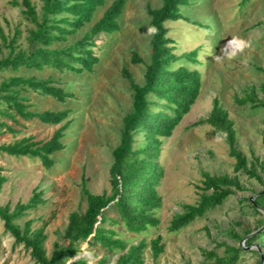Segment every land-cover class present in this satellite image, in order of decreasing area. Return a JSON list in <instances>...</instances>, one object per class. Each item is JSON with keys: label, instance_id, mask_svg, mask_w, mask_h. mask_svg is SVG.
I'll list each match as a JSON object with an SVG mask.
<instances>
[{"label": "rangeland", "instance_id": "rangeland-1", "mask_svg": "<svg viewBox=\"0 0 264 264\" xmlns=\"http://www.w3.org/2000/svg\"><path fill=\"white\" fill-rule=\"evenodd\" d=\"M40 11L41 1L30 0ZM114 0H107L98 8L93 22L86 25L69 43L78 40L103 14ZM21 0H0V26L7 36L20 32L17 46L26 51L32 47L29 31L34 28L11 3ZM162 0H128L118 18L119 30L95 38L94 53L99 58L92 73L77 75L58 73L52 69L5 72L1 79L14 75L35 76L52 79L55 85L73 95L64 103L50 97L28 94L31 110H69L71 125L63 140L65 149L53 156L54 166L46 170L39 160L16 158L0 154V176L5 178L0 191V206L13 209L17 203L25 204L33 192H40L43 203L28 211L17 221L22 227L31 220L32 229L47 223L45 248L49 256L53 244L60 242L68 216L82 212L81 182L92 194L109 193V168L111 153L118 145L122 118L131 111L132 93L121 70L126 68L137 84L143 83L145 65L150 59V28L147 6L158 9ZM181 19L166 21L167 37L173 41L174 54L178 61L171 69L180 66L196 69L201 77V89L196 103L186 114L172 136L162 139L156 160L161 176L157 191L162 199L156 211L159 225L150 228V233L134 239L146 243L157 235L162 236L164 252L153 259L151 251L144 252L143 264H202L204 252L215 251L219 256L226 247H240L242 252L236 264H258L264 251V237L246 245V239L264 230V211L251 207L256 193L264 191V109H253L249 104L240 105L246 91L254 88L257 98L264 99V0H190L179 7ZM247 40L250 47L235 59L217 61L215 56L232 37ZM58 46V45H57ZM196 51L197 64L192 65L181 57ZM132 53H137L143 63L133 65ZM7 50L0 53V58ZM0 79V80H1ZM228 113L234 123L236 147L246 157L247 166L258 160L256 178L234 173L235 161L228 154V146L213 134V129L201 124L209 114L213 100ZM8 125L19 131L13 135L4 129L0 132V145L21 138L46 141L57 129L37 120ZM134 147L144 143L143 135L135 137ZM237 176L244 191H236L222 206L197 218L178 232H168L171 219L182 213L185 205L197 202L196 186L201 185L203 174ZM110 216H115L112 211ZM122 232V230H119ZM246 233H248L246 235ZM242 237L238 240L233 235ZM219 245V246H217ZM226 246V247H225ZM116 257L110 259L114 264ZM0 264H34L29 254L3 231L0 222Z\"/></svg>", "mask_w": 264, "mask_h": 264}, {"label": "trees", "instance_id": "trees-1", "mask_svg": "<svg viewBox=\"0 0 264 264\" xmlns=\"http://www.w3.org/2000/svg\"><path fill=\"white\" fill-rule=\"evenodd\" d=\"M40 1L39 12L30 0H21L20 4L11 3L34 26L28 36L32 47L26 51L19 50L17 41L20 32L16 30L9 37L0 26V53L7 50V55L0 58V79L5 72H18L21 69L40 72L50 68L58 73L70 72L77 75L92 73L99 62L93 51L96 46L95 38L100 34L109 35L119 30L118 18L128 0H114L89 31L71 44L69 38L91 24L94 13L98 8L104 7L107 0ZM189 1L162 0L158 9L147 6L150 26L157 29V33L150 38V59L145 65L143 83L137 84L126 68L121 70V76L127 80L132 93V104L131 111L122 118L119 142L111 153L109 193L104 191L92 194L86 187V181L82 180L81 198L85 208L82 212H72L68 216L61 241L53 244L49 256L45 248L47 223L37 229H32L31 220L26 221L22 227L17 223L28 211L43 203L41 193L34 191L25 204L17 203L13 209L9 205L0 206L3 231L13 239V245L23 247L34 264H65L67 258L73 257L85 247L97 255V264H110V259L114 256V264H143L147 248L153 259L164 252L163 238L160 235L149 243L144 239L136 243L133 241L150 233L149 229L156 228L160 223L156 211L162 204L157 191L161 171L156 160L162 139L172 136L200 94L201 77L196 69L185 66L171 69V65L179 57L174 54L173 41L167 37L164 25L166 21L180 20L179 7ZM181 58L192 65L198 62L196 51H190ZM130 61L133 65L143 63L137 53H132ZM30 92L60 103L73 97L62 87L55 85L50 78L14 75L1 79L0 132L4 129L7 133L18 134L19 131L8 125L7 121L19 125L20 120H37L44 125L56 126L57 129L46 141L36 142L33 138L26 137L1 144L0 154L36 159L44 169L49 170L54 166L53 156L66 147L63 140L71 125L70 111H33L28 98ZM235 102L240 105L249 104L253 109H264V99L257 98L254 88L248 89ZM200 123L209 125L216 137L218 132L227 133L226 138L221 136L219 139L226 142L228 154L235 161V174L241 172L249 178L259 180L255 169L258 160L254 159L247 166L246 157L236 147L234 123L217 99L213 100L208 116ZM138 134L143 135L144 143L134 147ZM4 183L5 178L0 176V191ZM196 189L201 192L197 202L185 205L182 213L171 219L168 232L186 228L197 218L222 206L236 191H244V186L237 176H212L204 173L201 185L196 186ZM250 203L254 211L257 212L258 208L264 211V191L256 193ZM110 211L115 216H110ZM233 237L242 239L235 234ZM263 237L264 230H260L246 239V245ZM241 252L240 247H226L222 256L213 250L204 252L205 261L202 264H236ZM261 256L262 261L259 258L258 264H264V251Z\"/></svg>", "mask_w": 264, "mask_h": 264}, {"label": "clouds", "instance_id": "clouds-1", "mask_svg": "<svg viewBox=\"0 0 264 264\" xmlns=\"http://www.w3.org/2000/svg\"><path fill=\"white\" fill-rule=\"evenodd\" d=\"M156 33L157 29L153 27L147 28L146 34L151 36L155 35ZM248 47H250V44L247 40L234 36L227 41V43L221 49V54L215 56V59L217 61H221L223 59H235L237 56L242 54ZM93 51L95 50L93 49ZM221 136L226 138L227 133L223 131L218 132L217 137L219 138ZM97 260V255L93 251L87 250L85 247L80 251H77L73 257L67 258L65 264H80L81 261H83V264H97Z\"/></svg>", "mask_w": 264, "mask_h": 264}, {"label": "water", "instance_id": "water-1", "mask_svg": "<svg viewBox=\"0 0 264 264\" xmlns=\"http://www.w3.org/2000/svg\"><path fill=\"white\" fill-rule=\"evenodd\" d=\"M262 261V257H260V262Z\"/></svg>", "mask_w": 264, "mask_h": 264}]
</instances>
